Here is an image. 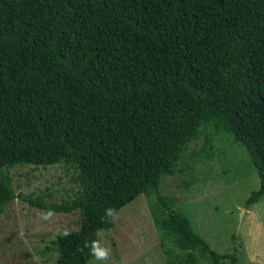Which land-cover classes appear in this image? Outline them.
<instances>
[{"label": "trees", "instance_id": "1", "mask_svg": "<svg viewBox=\"0 0 264 264\" xmlns=\"http://www.w3.org/2000/svg\"><path fill=\"white\" fill-rule=\"evenodd\" d=\"M143 3L132 19L54 36L43 0H0V217L17 199L79 212L80 229H62L53 246L58 264H87L116 213L154 195L156 227L184 254L167 264H198L197 251L211 264H237L160 186L190 144L205 136L203 150L210 145L212 124L257 171L247 207L264 198V0ZM61 163L80 188L72 198L15 189L13 169Z\"/></svg>", "mask_w": 264, "mask_h": 264}, {"label": "rangeland", "instance_id": "2", "mask_svg": "<svg viewBox=\"0 0 264 264\" xmlns=\"http://www.w3.org/2000/svg\"><path fill=\"white\" fill-rule=\"evenodd\" d=\"M43 1L54 36L145 12L143 0ZM206 134L210 145L203 150L205 136L190 144L175 172L161 178L160 190L215 252L236 256L237 264H264V198L251 207L246 205L261 186L257 171L245 147L232 135L212 124ZM72 176L63 163L12 170L18 193L50 194L56 201L72 198L79 191ZM154 202V195H141L117 212L114 227L99 231L98 247L107 250V259L95 257L87 264H167L183 256L156 227L150 209ZM80 224L79 212L49 215L17 199L0 217V264H58L53 241L62 229L78 230ZM166 249L172 254L168 256ZM196 255L198 264H211L199 251ZM223 264L233 263L226 260Z\"/></svg>", "mask_w": 264, "mask_h": 264}, {"label": "clouds", "instance_id": "3", "mask_svg": "<svg viewBox=\"0 0 264 264\" xmlns=\"http://www.w3.org/2000/svg\"><path fill=\"white\" fill-rule=\"evenodd\" d=\"M49 215H52V213L49 212ZM92 254L99 260H104L107 259L108 257L107 250L99 248L95 243L93 244L92 247Z\"/></svg>", "mask_w": 264, "mask_h": 264}, {"label": "water", "instance_id": "4", "mask_svg": "<svg viewBox=\"0 0 264 264\" xmlns=\"http://www.w3.org/2000/svg\"><path fill=\"white\" fill-rule=\"evenodd\" d=\"M244 213H245V212H243V213H242V218H241V222L243 221V216H244Z\"/></svg>", "mask_w": 264, "mask_h": 264}]
</instances>
